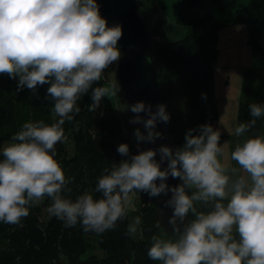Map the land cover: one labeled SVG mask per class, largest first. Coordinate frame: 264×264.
Returning a JSON list of instances; mask_svg holds the SVG:
<instances>
[{"label":"clouds","instance_id":"clouds-1","mask_svg":"<svg viewBox=\"0 0 264 264\" xmlns=\"http://www.w3.org/2000/svg\"><path fill=\"white\" fill-rule=\"evenodd\" d=\"M122 35L121 25L108 26L96 0H0V75L18 78L17 91L26 87L35 93L39 86L50 85L45 99L54 102L58 117L50 125L24 123L0 148V222L21 225L30 208L47 197L52 201L48 213L65 227L80 224L86 232L102 234L126 219L134 193L158 197L171 192L166 204L173 209L169 224L177 238H164L166 232L153 235L147 252L152 261L264 264V135L236 144L230 160L239 167L222 162L221 132L210 124L188 130L185 143L175 150L161 146L131 155L129 145L120 144L117 152L126 159L104 169L94 190L100 198L89 192L75 200L63 195L72 178L55 159V146L68 140L65 122L80 113L78 101L90 90L89 111H96L103 98L118 95L117 82L93 85L121 59ZM126 107L136 114L130 122L146 130V135L139 128L134 131L138 146L162 138L156 127L170 121L166 105H157L155 112L144 102ZM249 112L252 119L235 127L237 137L264 117V104H250ZM169 177L181 182L170 188ZM197 204L210 210H198ZM189 214L194 219L188 220ZM141 224L136 216L127 233H142Z\"/></svg>","mask_w":264,"mask_h":264},{"label":"trees","instance_id":"trees-1","mask_svg":"<svg viewBox=\"0 0 264 264\" xmlns=\"http://www.w3.org/2000/svg\"><path fill=\"white\" fill-rule=\"evenodd\" d=\"M203 1L181 0L177 23L186 30L185 35L175 41L161 40L160 12L147 9L145 16L141 12L154 41L150 55L158 71L166 75L161 92L170 115L169 136L175 142V149L183 146L188 130L204 124L214 127L217 120L214 76L222 29L245 27V45L251 52V65L244 69L241 79L238 125L252 119L250 104H264V0H248L231 18L221 8L186 18L188 12ZM111 68L93 88L114 82L110 79ZM174 82L190 99V111L183 121L173 119L169 112ZM12 83L13 79L8 75H0V148L11 142L24 123L44 121L50 125L58 119L53 113L54 102L45 99L49 85L39 86L35 93L25 87L15 95ZM90 104L91 90L78 101L80 113L71 122H65L68 140L55 146V159L60 162L65 175L72 178L63 195L72 200L85 192L100 198L94 191L98 178L112 162L126 159L117 152L120 144H128L130 154H136V144L130 136L132 129L128 118L117 106V96L103 98L96 111L88 110ZM261 135H264V117L258 118L256 125L242 138ZM51 203L47 197L37 202L30 208L29 216L21 221L22 226L0 222V264H159L147 255L151 237L162 229L156 227L159 222L153 206L139 201V206L129 210L126 219L118 221L114 230L96 234L84 231L80 224L65 227L51 214L46 216L44 212ZM197 208L205 212L210 210L199 204ZM136 216L142 219L143 232L129 235L128 225ZM187 219L194 217L189 214Z\"/></svg>","mask_w":264,"mask_h":264},{"label":"water","instance_id":"water-1","mask_svg":"<svg viewBox=\"0 0 264 264\" xmlns=\"http://www.w3.org/2000/svg\"><path fill=\"white\" fill-rule=\"evenodd\" d=\"M99 5L100 15L108 22V26L121 25L123 35L118 41L121 50V59L117 62L114 79L120 86L118 99L124 107L131 106L137 102H144L151 105V110L155 112L156 106L163 104L162 84L166 81V75L158 71L150 51L153 48V37L149 25L143 18L138 8L137 0H96ZM129 123L146 135L143 124L131 123L136 114L132 113L128 107ZM167 111V110H166ZM143 119H147L145 113L139 114ZM171 120L167 123L157 122L156 131L162 133V138L154 143L140 142L136 147V154L143 150H156L161 146H168L175 150V142L169 136ZM156 159L160 157L157 154ZM167 163L162 164L163 168ZM181 181L169 177L166 183L169 187L177 186ZM159 183V181H157ZM139 201L143 204L151 205L155 208L158 222L161 228L173 234L169 218L173 214V209L167 206L166 202L171 199L172 193L161 194L158 197H150L147 193H136ZM187 223V220L184 222ZM178 225L183 229V223L178 221Z\"/></svg>","mask_w":264,"mask_h":264},{"label":"rangeland","instance_id":"rangeland-1","mask_svg":"<svg viewBox=\"0 0 264 264\" xmlns=\"http://www.w3.org/2000/svg\"><path fill=\"white\" fill-rule=\"evenodd\" d=\"M141 2V5H140ZM143 2V5H142ZM138 6L142 13L148 10L155 9L160 12L161 19V40L163 42L175 41L182 38L185 35L186 28L177 23V18L180 12L181 0H137ZM248 3V0H219L217 2L212 0H204L193 9H191L186 18H194L202 14L204 11H215L222 9L225 15L229 18L233 17L237 10L241 9ZM144 8V9H143ZM158 14V15H159ZM146 18V17H145ZM243 27V26H242ZM241 29L240 27H237ZM183 34V35H182ZM180 35H182L180 37ZM245 37L242 35L239 40H236L235 36L225 35L221 37L219 42V57L217 61V67L215 70V95L217 97L218 103V117L214 122V129H218L221 132L220 143L225 148V157L223 158L224 163L228 164L230 167H239L235 161L230 160V153L234 151L237 143H242V136L237 137L235 135V127L238 126V108L241 92V79L244 69H247L251 65V52L250 57L244 56L247 52L245 50L240 51V56L238 55V50H241L244 45ZM229 42L230 44H228ZM250 51V50H249ZM244 56V57H243ZM117 62L111 67L110 79L115 82L114 75L116 70ZM242 66V67H241ZM17 84L18 78L13 79L12 83V93L17 94ZM50 86V85H49ZM173 86V100L169 112L173 119H181L182 121L188 117L190 111V99L187 97L186 93L181 90L180 86L174 82ZM117 106L120 111L129 120L128 110L126 107L120 104L117 95ZM130 136L134 140L137 147V141L134 137V131L136 130L130 125ZM9 143L5 144L7 146ZM131 155L132 152H131ZM136 155V154H135ZM139 206V199L137 194H133V207ZM48 215V212H44ZM165 233L163 229L157 236ZM166 239L170 238L175 240L177 237L174 234H167ZM159 263V262H158Z\"/></svg>","mask_w":264,"mask_h":264},{"label":"crops","instance_id":"crops-1","mask_svg":"<svg viewBox=\"0 0 264 264\" xmlns=\"http://www.w3.org/2000/svg\"><path fill=\"white\" fill-rule=\"evenodd\" d=\"M237 27H240L241 29H239ZM245 33H246V29H245V27H242V26H231V27L224 28V29H222L219 32V42L221 40V37H224L225 35H229V36H232V37L235 36L236 40H239V38H241L242 35H244V37H245ZM182 35H180V36H182ZM227 43L230 44L229 42H227ZM244 45H245V40H244ZM242 50H245L247 52L244 55V56L247 57V54L249 55V53H250L249 49L247 48V46L245 45V47H243L241 50H238V55L239 56H240V51H242ZM217 105H218V103H217Z\"/></svg>","mask_w":264,"mask_h":264},{"label":"bare ground","instance_id":"bare-ground-1","mask_svg":"<svg viewBox=\"0 0 264 264\" xmlns=\"http://www.w3.org/2000/svg\"><path fill=\"white\" fill-rule=\"evenodd\" d=\"M137 5H138V3H137ZM138 8H139V6H138Z\"/></svg>","mask_w":264,"mask_h":264}]
</instances>
